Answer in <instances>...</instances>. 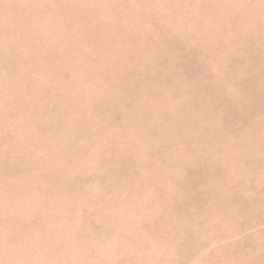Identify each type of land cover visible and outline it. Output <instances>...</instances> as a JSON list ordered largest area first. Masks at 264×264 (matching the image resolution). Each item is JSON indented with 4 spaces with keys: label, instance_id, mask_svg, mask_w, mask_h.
<instances>
[{
    "label": "rangeland",
    "instance_id": "374dc122",
    "mask_svg": "<svg viewBox=\"0 0 264 264\" xmlns=\"http://www.w3.org/2000/svg\"><path fill=\"white\" fill-rule=\"evenodd\" d=\"M0 264H264V0H0Z\"/></svg>",
    "mask_w": 264,
    "mask_h": 264
}]
</instances>
